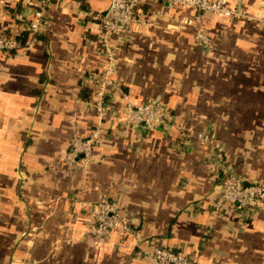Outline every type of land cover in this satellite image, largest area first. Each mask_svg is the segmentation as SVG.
I'll return each mask as SVG.
<instances>
[{"label":"crops","instance_id":"crops-1","mask_svg":"<svg viewBox=\"0 0 264 264\" xmlns=\"http://www.w3.org/2000/svg\"><path fill=\"white\" fill-rule=\"evenodd\" d=\"M44 1L0 0V32L17 42L0 50V264H151L156 246L198 264H264V207L216 203L226 174L264 180V0L229 1L261 21L142 1L114 78L131 101L167 105L179 127L168 130L126 127L117 95L102 117L91 105L106 62L94 14L108 0H50L31 31ZM93 129L88 159L67 162L71 137ZM101 198L129 228L105 241L86 233Z\"/></svg>","mask_w":264,"mask_h":264},{"label":"built area","instance_id":"built-area-1","mask_svg":"<svg viewBox=\"0 0 264 264\" xmlns=\"http://www.w3.org/2000/svg\"><path fill=\"white\" fill-rule=\"evenodd\" d=\"M144 0H108L107 8L102 13L94 14L97 20V35L99 50L105 57V66L95 75L93 81L94 98L91 105L98 116H104L111 107L112 96L117 95L124 102V125L135 130L149 127L163 130L178 129L176 116L171 109L161 102L146 101L133 102L127 93L115 80L117 47L125 44L126 34L131 24L137 21V11ZM167 1L170 4L187 6L197 12H211L219 16L230 18H246L262 20L258 14L247 13L239 6L230 4V0H154ZM50 0H45L35 11L29 23V30H41L43 14ZM198 17V16H197ZM185 24L194 27V39L201 47L208 48L209 37L202 27L194 21L182 19ZM264 22V20H262ZM15 39L0 32V50L14 48ZM98 137V132L93 129L89 136L82 138L74 135L68 143L65 160L69 163L78 161L77 157L87 160L93 145ZM198 141L213 144L216 148V156L222 158V148L214 143L207 133L197 136ZM80 159V160H81ZM217 205L227 204L235 211L257 210L264 207V180L246 182L233 174H226L220 185ZM128 225L119 205L108 198H101L92 204L90 221L86 227V233L94 240L105 241L111 234L121 235L128 231ZM151 264H198L188 257L183 250L170 247L156 246L148 252Z\"/></svg>","mask_w":264,"mask_h":264},{"label":"trees","instance_id":"trees-1","mask_svg":"<svg viewBox=\"0 0 264 264\" xmlns=\"http://www.w3.org/2000/svg\"><path fill=\"white\" fill-rule=\"evenodd\" d=\"M79 2H80L81 6H82L84 9H87V8H88V2H87L86 0H79ZM246 12H247V11H246ZM24 33L27 34V32H24ZM82 91H83V92H85V91L87 92L86 95H83V94H82V98H83V99H88V98L90 97V94H91V93H90V92H91L90 89H88V88H83Z\"/></svg>","mask_w":264,"mask_h":264},{"label":"water","instance_id":"water-1","mask_svg":"<svg viewBox=\"0 0 264 264\" xmlns=\"http://www.w3.org/2000/svg\"><path fill=\"white\" fill-rule=\"evenodd\" d=\"M154 102H156V101H154ZM83 157V155H79L78 157H77V159H81Z\"/></svg>","mask_w":264,"mask_h":264}]
</instances>
